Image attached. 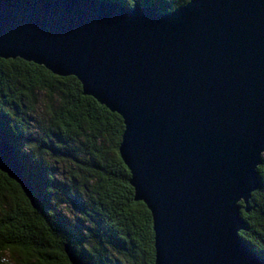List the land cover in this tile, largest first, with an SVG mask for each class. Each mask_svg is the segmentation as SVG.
<instances>
[{"label":"water","instance_id":"obj_1","mask_svg":"<svg viewBox=\"0 0 264 264\" xmlns=\"http://www.w3.org/2000/svg\"><path fill=\"white\" fill-rule=\"evenodd\" d=\"M17 58L75 77L121 117L119 154L152 217L154 264H264L239 236L264 153V0H190L170 13L0 0V59ZM0 172L37 208L1 128Z\"/></svg>","mask_w":264,"mask_h":264},{"label":"trees","instance_id":"obj_2","mask_svg":"<svg viewBox=\"0 0 264 264\" xmlns=\"http://www.w3.org/2000/svg\"><path fill=\"white\" fill-rule=\"evenodd\" d=\"M170 13L190 0H100ZM0 128L33 186L34 208L0 172V263L70 264L64 247L90 264H154L152 217L134 201L119 154L121 117L59 77L21 59H0ZM259 188L241 211L240 238L264 258V158ZM240 205L243 207V203Z\"/></svg>","mask_w":264,"mask_h":264},{"label":"rangeland","instance_id":"obj_3","mask_svg":"<svg viewBox=\"0 0 264 264\" xmlns=\"http://www.w3.org/2000/svg\"><path fill=\"white\" fill-rule=\"evenodd\" d=\"M262 158H264V153L262 154ZM255 192V191H254ZM0 264H15L13 260H11L8 256H3Z\"/></svg>","mask_w":264,"mask_h":264}]
</instances>
